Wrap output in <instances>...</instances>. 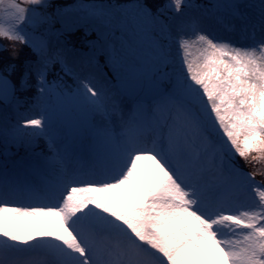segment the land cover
Returning a JSON list of instances; mask_svg holds the SVG:
<instances>
[{
	"label": "snow or ice",
	"instance_id": "obj_1",
	"mask_svg": "<svg viewBox=\"0 0 264 264\" xmlns=\"http://www.w3.org/2000/svg\"><path fill=\"white\" fill-rule=\"evenodd\" d=\"M0 7V264H264V0Z\"/></svg>",
	"mask_w": 264,
	"mask_h": 264
},
{
	"label": "trees",
	"instance_id": "obj_2",
	"mask_svg": "<svg viewBox=\"0 0 264 264\" xmlns=\"http://www.w3.org/2000/svg\"><path fill=\"white\" fill-rule=\"evenodd\" d=\"M197 3H200V2H203V0H195ZM160 3H163L164 0H159ZM84 34V31L83 30H79L77 31L76 33L74 34H71L70 35V40L75 43L76 45H79V43L82 41V36ZM0 44L4 45L3 47L0 46V57L1 56H7L10 51V41L9 40H6V39H3V38H0ZM20 47V55L18 57H16L15 59H11L9 60V63H15L18 65V68L19 66H21L22 62L24 59L28 58L30 56V53H31V49L30 48H27L25 46H19ZM21 47H24L23 50H21ZM54 71H59V67L58 66H55L54 68ZM49 79H52V75H49L48 77ZM34 92V89H29L28 90V94L31 95L32 93ZM254 167L259 170V171H264V163H255L254 164ZM257 179L258 180H264V175H257Z\"/></svg>",
	"mask_w": 264,
	"mask_h": 264
},
{
	"label": "rangeland",
	"instance_id": "obj_3",
	"mask_svg": "<svg viewBox=\"0 0 264 264\" xmlns=\"http://www.w3.org/2000/svg\"><path fill=\"white\" fill-rule=\"evenodd\" d=\"M18 2H20V0H18ZM74 2V0H51V3H52V5L53 6H56V5H67V4H71V3H73ZM196 2V1H195ZM3 3L6 5L7 3H8V0H3ZM51 10H54V8L53 9H51ZM5 16V12H4V9H3V7H0V18H3ZM56 27H59V25H56ZM79 30H83V29H76L74 32H72V33H70L69 35H68V39L70 40V35L71 34H74V33H76L77 31H79ZM84 31V30H83ZM91 39H95V36H94V34H90V35H85V33L83 34V36H82V41L79 43V45H76L75 43H73V45L76 47V48H78V49H80V51H82V52H87L88 50H89V45L87 44V40H91ZM0 46H4V45H2V44H0ZM23 48L24 47H21V50H23ZM1 49V48H0ZM193 52H194V54H195V49L193 50ZM7 58V60L9 61V60H11V59H15L14 57H12L11 55H10V53L6 56H1L0 58ZM24 64V60H23V62H22V64H21V66ZM26 95H29V94H27L26 93ZM258 180V179H257Z\"/></svg>",
	"mask_w": 264,
	"mask_h": 264
}]
</instances>
